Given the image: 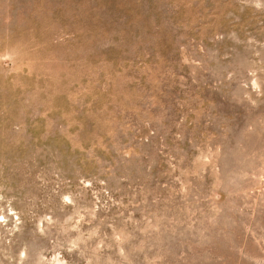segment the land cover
Instances as JSON below:
<instances>
[{
    "label": "rangeland",
    "instance_id": "obj_1",
    "mask_svg": "<svg viewBox=\"0 0 264 264\" xmlns=\"http://www.w3.org/2000/svg\"><path fill=\"white\" fill-rule=\"evenodd\" d=\"M0 264H264V0H0Z\"/></svg>",
    "mask_w": 264,
    "mask_h": 264
}]
</instances>
